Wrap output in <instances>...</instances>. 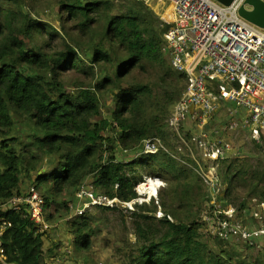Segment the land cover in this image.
<instances>
[{
  "label": "trees",
  "instance_id": "16d2710c",
  "mask_svg": "<svg viewBox=\"0 0 264 264\" xmlns=\"http://www.w3.org/2000/svg\"><path fill=\"white\" fill-rule=\"evenodd\" d=\"M37 1L0 0V203L19 193L22 174L29 175L32 171L35 176L32 185L41 193L46 208L58 195L66 192L71 195L88 185L87 179L101 193L130 200L136 195L135 185L145 176H157L163 182L172 178L179 186L183 185L178 211L185 208L187 218L170 219V213L177 212V208L172 212L163 208V215L158 218L155 205L150 209L149 204H136L132 214L138 246L129 253L130 262L248 264L240 261L231 248L218 245L221 248L216 249L203 240L207 235L206 222L202 216L198 218L191 213L194 203L202 199V192L204 201L210 203V194L196 171L198 164L212 165L219 182L224 184L223 205H232L243 218L247 199L238 205L232 202L235 183L247 173L243 165L232 172L240 152L211 162L198 157L196 162L192 155L195 147L192 134L182 133L183 127L181 133L186 144L178 146L183 150L177 148L172 154L167 148L166 119L185 88L184 74L176 71L168 59L164 33L169 25L162 24L138 0H54L59 12L65 15L63 22L72 20L82 34L101 35V41L89 50L86 59L68 42H64L61 50L47 51L63 33L31 16V6ZM103 18L102 30L96 31L95 24H100ZM93 67L103 72L95 80L93 90L84 85L72 91L65 87L62 70L77 68L87 72ZM136 71L141 78H134ZM104 92L112 94L113 102L109 115L96 120L101 114L98 94ZM14 113L27 120L30 145L42 152L44 159H52L40 174L43 167H38L40 160L34 154L22 155L13 144L17 141L11 135ZM152 136L159 137L166 150L142 153L143 140ZM254 145L262 151L259 145ZM115 150L137 155L131 161L119 160ZM251 179L255 190H250L248 196L253 193L264 201V171H252ZM209 203L203 211L211 208ZM0 216L10 223L1 237L10 264H49L44 261L43 234L36 232L27 217L13 210H0ZM50 217L47 215V219ZM89 217L77 214L71 221L78 249L90 246V233L86 232ZM243 244L250 249L257 246V243Z\"/></svg>",
  "mask_w": 264,
  "mask_h": 264
},
{
  "label": "built area",
  "instance_id": "2783aa9c",
  "mask_svg": "<svg viewBox=\"0 0 264 264\" xmlns=\"http://www.w3.org/2000/svg\"><path fill=\"white\" fill-rule=\"evenodd\" d=\"M138 1L153 8L161 23L169 25L164 33L168 59L170 65L185 76V88L166 119L170 131L185 145L181 128L192 123L198 134H192L191 141L201 158L211 162L226 157L233 153L232 145L210 135L206 125L212 122L223 104H229L227 114L234 118L228 127L245 130L249 139L264 152V29L239 16L238 10L245 0H233L229 6L215 0ZM238 109L243 111L239 117ZM159 148L166 150L160 138L152 136L143 140L141 152L155 153ZM193 158L197 162L195 155ZM196 172L210 194L211 208L202 213L206 234L222 242L264 244V215L257 216L259 223H245L232 205H223L222 185L215 167L198 164ZM84 186L75 192L76 204L71 206L75 214L93 207L133 211L136 204L148 203L151 199H155L159 208L156 198L164 182L157 176L144 177L135 185L136 195L130 200L110 197L91 185ZM261 206L264 208V203ZM45 208L44 199L34 185L0 203L1 211L20 212L34 224L36 232L42 234L50 227ZM162 215L158 210L157 217ZM9 225L7 218L0 216V264H10L1 239Z\"/></svg>",
  "mask_w": 264,
  "mask_h": 264
},
{
  "label": "rangeland",
  "instance_id": "374dc122",
  "mask_svg": "<svg viewBox=\"0 0 264 264\" xmlns=\"http://www.w3.org/2000/svg\"><path fill=\"white\" fill-rule=\"evenodd\" d=\"M31 8L32 17L49 23L50 25L57 28L61 33H63L60 38L56 39L51 49L44 47L45 50L48 49V52H52L53 50H61L64 48V42H68L72 47L78 48V50L83 54L84 58L87 59L90 56L89 50L102 39L101 35L97 33L82 34L78 29L75 28L73 21L70 19H67L65 22H63L64 19L62 20V16L65 17V15L59 12L54 0H39L33 6H31ZM149 9L159 19L154 9L150 7ZM104 24L103 18L100 24H95L94 29H96V31H101V26ZM56 43L57 45H55ZM82 69L87 70V67L83 66ZM102 75V69L93 67L92 70L87 72H83L77 68H66L62 70L61 76L63 78L65 87L72 91L77 90L79 87H83L80 85H84V88L93 90L95 80L97 78H101ZM141 77L142 75L139 71L134 73V78ZM98 96L100 98L101 114L96 118V120L98 118H105L109 115V108L113 102V96L110 92H104L102 94H98ZM229 106V104L222 105L220 108V114L217 115L219 113L218 112L215 115V118L218 120L214 122L215 125L212 126L208 132L209 134L214 132V136L219 140L228 141L233 147V152H240L238 163L233 166L232 172H235V170L240 168V165H243L244 168H247V173L239 176L240 180L235 183L232 202L234 205H238L240 201L247 199V210L243 215L244 222L248 223V219L250 218L253 219L254 222H258L257 216H260L261 214L264 215V208L261 206L264 201L259 200V198H257L258 196L253 195V193L251 196H248V194L250 190H255L253 189V184H251L253 181L251 179V172L254 170H259L261 172L264 171V152L254 145V142L249 139L248 133L240 127H237L236 129H230V131H227L226 127L223 128L222 123L224 118L225 120H228L227 108ZM241 114L242 113L239 112V115ZM239 115L237 117H239ZM14 116L15 127L12 130L11 135L14 136L17 141H15L13 144L18 152H20L22 155L34 154L40 160L38 167L43 166L40 169L41 171L52 161V159H44L45 155L30 145L29 142L31 141V131L27 125V120L23 119L19 115H16V113H14ZM182 131V133L185 134H198L197 129L192 123L185 125L182 128ZM166 141L168 142L167 148L172 154H175L177 152L176 150L178 146H182L183 144L180 138L176 135H173L168 128L166 129ZM178 150L181 151L183 149L178 148ZM193 150V155H195L196 158H200V152L195 149V147ZM114 153L119 160L124 161H131L137 155L136 153H122L120 150H115ZM219 170H221V167H219ZM219 174H221L220 171ZM220 177V180H223L222 175H220ZM34 178V171L29 172V175L23 173L21 176L22 182L20 186V192L26 191L27 188L33 184ZM168 180L169 181L164 180V186L161 187L157 193L156 200L158 201L159 208L154 203L155 199L149 200V202L146 204H149L150 209H152L154 205L157 207L155 210L156 217L158 210H160L163 214V208H165L167 212H172V210L177 208V212H173V214L170 213V218L172 220H184L187 218V216H185V208H181L178 211L180 208L179 194L182 193L181 191L183 185L179 186L177 180H173L172 178H169ZM90 182L91 180L87 179L88 185L84 187L90 186ZM224 182H227V180ZM175 184L178 185V188L175 187ZM223 186H220L221 198ZM150 187L154 189L152 184H150ZM194 193H196V191ZM197 193L201 194V190L198 189ZM200 196L202 199L200 202L198 201L197 203H194L191 211V213L198 218H200L202 213L207 210L206 209L203 211L202 208L205 209V205H208L209 203L204 201L205 195H203V192ZM62 201L67 202V205L64 206V202ZM74 204H76L75 193L68 195L66 192L64 194L58 195L52 201V204L45 208L46 219L47 215L49 214L51 217L47 219L50 227L46 232L43 233L42 236L44 250L43 254L45 255L44 261L48 262L49 264H132L130 262L131 258L128 255L131 251L133 252L135 250L136 246H138L137 237L134 232L135 216L132 214L134 210L126 211L123 208L104 210L102 208L93 207L84 211L82 213L83 215L90 216L88 219L89 225L86 229V232L90 233L91 242L87 249H78L73 241L74 232L72 231L71 227V221L75 219L74 217L77 215L71 208V206ZM139 211L143 212V210ZM248 213L250 215L247 216ZM203 240L207 241L209 245L216 249H219L218 247L220 246L218 245H222L221 247L226 249L231 248L236 253H238V259L240 261H244L245 263L254 264L257 262L256 260H259L261 264H264V244L260 243V245L250 249L246 248L243 243H239L238 241H229L227 243L220 242L209 235H206L205 239ZM259 262H257V264H260Z\"/></svg>",
  "mask_w": 264,
  "mask_h": 264
},
{
  "label": "water",
  "instance_id": "95a60500",
  "mask_svg": "<svg viewBox=\"0 0 264 264\" xmlns=\"http://www.w3.org/2000/svg\"><path fill=\"white\" fill-rule=\"evenodd\" d=\"M218 3L229 6L233 0H215ZM245 5L249 6L250 8H246ZM238 14L240 17L245 19L246 21L264 29V1L262 0H245L244 5H242L239 10ZM213 123L210 122L206 125V129H208ZM45 171L42 169L39 171V174Z\"/></svg>",
  "mask_w": 264,
  "mask_h": 264
},
{
  "label": "crops",
  "instance_id": "0c3cea01",
  "mask_svg": "<svg viewBox=\"0 0 264 264\" xmlns=\"http://www.w3.org/2000/svg\"><path fill=\"white\" fill-rule=\"evenodd\" d=\"M218 112H219V113H218L217 115L220 114L221 110H219ZM239 112H241V113H242L241 115H243V111H242V109H238V115H239ZM241 115H239V116H241ZM231 118H234V116H233V117H232V116L229 117V115H228V120H225V118H224L223 123H222L223 128L226 127V128H227V129H226L227 131H230V128L228 127V123H229V120H231ZM217 120H218V119H216L215 116H214V118H213V120H212V123H213V124L208 128V130H209L212 126L215 125L214 122L217 121ZM226 125H227V126H226ZM210 134H211V135H215L214 132H211ZM248 215H250V214L248 213L247 216H248ZM250 219H251V218H250ZM250 219H248V220H249L248 223H251V222L253 221V219H251V222H250Z\"/></svg>",
  "mask_w": 264,
  "mask_h": 264
}]
</instances>
